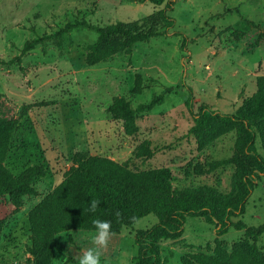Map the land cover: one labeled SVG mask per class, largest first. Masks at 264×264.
<instances>
[{
  "label": "rangeland",
  "instance_id": "rangeland-1",
  "mask_svg": "<svg viewBox=\"0 0 264 264\" xmlns=\"http://www.w3.org/2000/svg\"><path fill=\"white\" fill-rule=\"evenodd\" d=\"M174 1L169 9L174 25L166 34L90 66L87 45L99 35L93 29H74L63 37L62 48L46 39L25 54L22 49L27 40L54 34L67 22L85 19L103 27L140 20L164 8L167 0L161 5L151 0H0V120L20 121L6 165L15 174L33 164L48 166V174L35 180L34 192L19 209L8 196H0V264L33 258L28 214L64 179L76 152L128 160L133 170L167 167L179 187L231 188L232 165L208 171L204 164L229 158L236 134L200 148L191 132L194 116L187 101L193 112L206 104L229 114L255 93L257 77L264 75V0ZM137 73L147 87L136 95ZM160 93L163 103L138 113L140 131L135 135H127L108 111L114 96L125 95L137 107ZM143 140L155 149L149 159L133 155ZM198 166L204 167L203 174L194 172ZM187 171L193 173L186 176ZM239 219L247 226L264 223V174L256 180L245 213L233 220ZM157 223L149 214L120 233H110L104 246L93 243L96 231L62 232L51 264H79L94 247L101 250V264H134L137 232ZM244 234L230 227L219 236L214 224L190 216L181 238L160 242L162 264H192L194 254L214 253L217 238L231 249ZM257 244L264 251V235Z\"/></svg>",
  "mask_w": 264,
  "mask_h": 264
},
{
  "label": "trees",
  "instance_id": "trees-1",
  "mask_svg": "<svg viewBox=\"0 0 264 264\" xmlns=\"http://www.w3.org/2000/svg\"><path fill=\"white\" fill-rule=\"evenodd\" d=\"M151 1L161 5L166 0ZM174 4V0H167L166 6L151 16L103 27L85 19L67 22L54 34L27 40L22 54L46 39H54L62 48L66 34L76 28H89L99 34L96 41L87 45L86 63L93 66L117 53L132 52L141 41L166 34L174 25L169 14ZM146 87L142 74L137 73L132 93L142 94ZM164 101L165 95L160 93L134 107L125 95H118L114 96L108 111L123 123L124 132L132 136L140 131L138 113L150 111ZM187 105L194 116L191 132L200 148L231 132L236 134L234 153L229 158L207 159L204 164L208 171L225 165L234 167L229 191L222 192L208 184L179 187L174 184L173 174L167 167L133 170L128 160L119 162L109 156L76 152L73 165L64 179L28 214L31 230L29 252L33 258L24 264H51L57 236L62 232L96 231L93 221L99 219L111 222L110 233H120L123 228L132 227L149 214L155 215L158 223L137 232L138 255L134 264H162L160 242L181 238L190 216L201 217L214 224L219 236L230 227L245 230L244 237L231 249L217 238L213 254H194L190 263L264 264V251L257 244L264 235V223L247 226L241 219L233 220L245 213L246 202L256 180L264 174V75L257 77V90L235 113L217 112L206 104H201L198 112H193L190 101ZM19 123L18 118L0 120V196H8L16 209L22 207L27 194L34 192L35 180L48 174V166L44 163L30 165L19 174L7 167L6 160ZM154 154L150 140H143L133 152L135 157L144 159ZM203 171V166L194 169L197 174H203ZM191 173L187 171L186 176ZM92 200L99 202L95 211L90 209Z\"/></svg>",
  "mask_w": 264,
  "mask_h": 264
},
{
  "label": "clouds",
  "instance_id": "clouds-1",
  "mask_svg": "<svg viewBox=\"0 0 264 264\" xmlns=\"http://www.w3.org/2000/svg\"><path fill=\"white\" fill-rule=\"evenodd\" d=\"M98 201L92 200L90 203V209L95 211L98 205ZM95 225V235L92 237L93 243L95 245L104 246L108 242L110 236L111 222L107 220H95L93 221ZM64 234V233H61ZM66 238V236H65ZM101 250L100 248H89L84 254L80 257L79 264H101Z\"/></svg>",
  "mask_w": 264,
  "mask_h": 264
}]
</instances>
